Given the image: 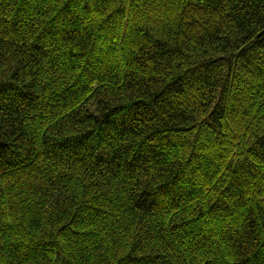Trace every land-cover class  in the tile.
<instances>
[{
    "label": "trees",
    "instance_id": "obj_1",
    "mask_svg": "<svg viewBox=\"0 0 264 264\" xmlns=\"http://www.w3.org/2000/svg\"><path fill=\"white\" fill-rule=\"evenodd\" d=\"M0 264H264V0H0Z\"/></svg>",
    "mask_w": 264,
    "mask_h": 264
}]
</instances>
